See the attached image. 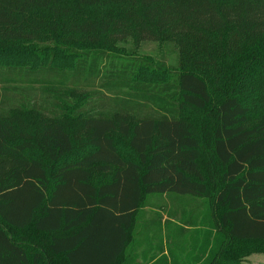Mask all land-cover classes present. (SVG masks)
Instances as JSON below:
<instances>
[{"label":"trees","instance_id":"1","mask_svg":"<svg viewBox=\"0 0 264 264\" xmlns=\"http://www.w3.org/2000/svg\"><path fill=\"white\" fill-rule=\"evenodd\" d=\"M129 38L173 43L176 66L111 51ZM103 67L163 113L0 112V264H118L145 199L171 193L210 201V264L264 254V0H0V83Z\"/></svg>","mask_w":264,"mask_h":264},{"label":"rangeland","instance_id":"2","mask_svg":"<svg viewBox=\"0 0 264 264\" xmlns=\"http://www.w3.org/2000/svg\"><path fill=\"white\" fill-rule=\"evenodd\" d=\"M111 51L120 57H148L157 63H165L169 67H175L177 63V48L173 43H161L158 41H136L133 38L120 40ZM114 53H111V55ZM26 64L38 65L43 63L39 58L30 57L22 61ZM110 62L117 65L118 60L111 58ZM54 64H67L66 60L56 61ZM109 64V63H108ZM106 67V66H105ZM112 68L114 66L112 65ZM102 78H46L47 82L37 83L26 80L24 77H17V80L0 83V112L7 111L24 104L22 112L24 118L29 115V110L36 109L45 116H51L54 111H61V106H72L79 101L81 96L89 98L90 106L105 111L114 110L115 106L122 103L132 107V111L139 114H160L163 113L151 101L142 100L134 95L130 89L123 88L120 92H112L105 88ZM100 107V108H98ZM88 108V106H87ZM131 110V109H130ZM100 111V110H99ZM37 112V113H38ZM39 112V113H40ZM190 120L196 122L199 114L189 112ZM113 170L107 173H95V182L102 183L111 178ZM166 201L165 203H163ZM163 208V210H161ZM176 219L182 223L178 230L182 235L188 234L190 251L178 253L181 264H210L216 249L219 247L221 233L218 231L213 218L211 203L207 198L188 194H152L149 195L141 208L137 218L149 219L148 230L156 235L159 226L157 221L164 218ZM185 226H189L188 229ZM182 231V232H181ZM144 247V246H143ZM142 256H151L153 253L144 251L136 253ZM157 254V253H156ZM256 254V256H253ZM243 260V264H263L264 254L254 253ZM258 255V256H257ZM126 255L119 260L118 264H131ZM152 262L153 259H148ZM159 261V260H157ZM146 262V261H145ZM222 262V261H221ZM260 262V263H259ZM136 264H139L137 262Z\"/></svg>","mask_w":264,"mask_h":264},{"label":"crops","instance_id":"3","mask_svg":"<svg viewBox=\"0 0 264 264\" xmlns=\"http://www.w3.org/2000/svg\"><path fill=\"white\" fill-rule=\"evenodd\" d=\"M165 202L166 201L163 203ZM141 208L142 207L138 209L134 216L133 226L128 234V241L120 259L128 252L129 256L126 260H129L131 264H136L137 262H139V264H181L179 262L180 258L178 253L193 250L189 247L188 234L182 235L178 230V226L182 225V223L176 221V219L164 216V218L157 221L160 230L158 229L156 235H154L148 230V226H150L149 219H140L138 224H136V218ZM161 210H163V208ZM185 228L188 229L189 226H185ZM142 251L153 254L151 256L136 254ZM253 256H256V254ZM148 259L153 260L150 262ZM262 260L264 261V257ZM255 264H257V261Z\"/></svg>","mask_w":264,"mask_h":264}]
</instances>
